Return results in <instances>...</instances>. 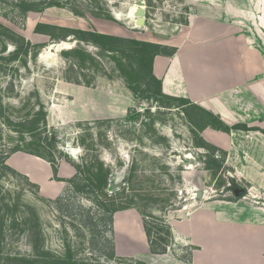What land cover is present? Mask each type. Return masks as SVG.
Listing matches in <instances>:
<instances>
[{"label":"rangeland","instance_id":"1","mask_svg":"<svg viewBox=\"0 0 264 264\" xmlns=\"http://www.w3.org/2000/svg\"><path fill=\"white\" fill-rule=\"evenodd\" d=\"M134 1L0 0V154L23 138L24 147L40 146L43 153H50L57 161L56 168L61 161L72 166V160L82 163L84 158L99 156L113 174L112 187L123 186V180L129 178L127 187H132L138 209L117 212L113 231L106 234L103 223L93 227L88 222L87 210L91 214L99 211L91 197L77 192L79 185L69 184L62 195L65 198L57 203V198L48 201L40 197L37 186L35 189L3 170L0 207L13 204L17 217L21 206L34 208L43 229L44 247L55 254H63L65 245H70L77 257L87 262L175 264L173 257L187 260L191 250L175 245L173 257L152 254L141 213L162 217L172 230L171 224L179 226L200 205L208 210L217 201L260 206L263 196L233 175L232 162L221 166L208 163L209 155L222 159L216 150L207 153L198 148L202 143L189 125H198L195 109H183L180 102L154 97L155 85L146 68L136 74L140 69L134 56L105 53L89 43L90 38L77 33L97 32L169 46L162 50L164 53L182 43L192 23L193 1L143 0L145 24L138 28L124 17ZM115 14H122V18ZM25 42L34 49H27ZM114 45L117 49L118 44ZM16 47L19 54L14 52ZM76 49L84 52L75 56L70 51ZM64 76L84 83L65 81ZM38 104L45 107L53 140L26 136L37 125L24 122V116ZM79 139L84 141L82 146ZM65 154L71 160H66ZM78 178L72 180L78 182ZM242 190L243 196L239 195ZM17 233L9 236L7 229L4 254L31 255V240Z\"/></svg>","mask_w":264,"mask_h":264},{"label":"crops","instance_id":"2","mask_svg":"<svg viewBox=\"0 0 264 264\" xmlns=\"http://www.w3.org/2000/svg\"><path fill=\"white\" fill-rule=\"evenodd\" d=\"M191 1L192 23L182 43L173 56L154 58L153 74L163 94L185 98L231 128L229 133L207 128L200 136L223 151L233 175L263 197L260 206L230 201H217L210 210L198 206L179 226L171 224L173 241L160 256L173 257L178 245L189 247L191 255L173 257L175 264H264V0ZM237 125L258 130L232 129ZM5 163L47 200L61 197L76 176L61 161L55 177L50 163L22 152Z\"/></svg>","mask_w":264,"mask_h":264},{"label":"trees","instance_id":"3","mask_svg":"<svg viewBox=\"0 0 264 264\" xmlns=\"http://www.w3.org/2000/svg\"><path fill=\"white\" fill-rule=\"evenodd\" d=\"M77 33L81 35H85L89 40H84L82 38H76V40L85 41L97 48L101 51L113 54V55H120V56H134V60L138 66L139 71H136V74H139L141 68H146V72L148 74V78L151 83L155 85L154 92L152 95L156 98H162L170 101L180 102L182 108L191 107L195 109L196 113L199 114L198 116V125L194 123H190V132L196 136L201 141L202 144L198 146V148L207 151L216 150L219 152L221 156H219L222 160H217L214 155L207 156L208 163L210 165L221 166L225 163V156L226 154L219 150L218 148L210 145L209 143L205 142L200 133L207 129L211 128L216 131H222L225 133H229L231 130L230 127L226 126L218 116L204 110L203 108L193 104L189 100L185 98H177L165 95L161 91V82L158 80L153 74V60L156 56H164V57H171L176 53L175 47H170L169 53L162 52L163 49L169 47L162 44L154 43V42H145V41H138V40H127L115 36H110L106 34H101L97 32H85L79 30ZM76 37V36H75ZM22 42V40H21ZM26 47H30L31 45L29 42H25ZM114 43L118 44L117 46ZM32 48L34 46H31ZM34 49V48H33ZM16 54H19V51L16 47L14 49ZM75 56L78 55L80 52H84L82 49L71 50ZM37 56V54H34ZM34 56V58H35ZM124 58V57H122ZM73 63V67H74ZM76 66V65H75ZM23 67L26 68L25 61H23ZM65 81H71L69 78H64ZM73 83H84L80 79L72 80ZM169 102V101H168ZM184 113V112H183ZM185 114V113H184ZM23 119L26 123H33V125H37V127L27 132L26 136H38L40 139L42 136H46L47 140L51 139V132L47 128V112L45 111V107L43 104H38V108L36 110H31L26 113ZM130 119V117H129ZM9 123V120H7ZM194 124V125H193ZM197 125V126H195ZM232 129L234 130H241V131H257L256 128H247L245 125H237L234 126ZM91 134V130H87ZM264 134V132H263ZM50 138V139H49ZM83 140L79 139L78 143L80 146L83 145ZM25 143V139L22 138L20 144H14L9 151H6L0 154V171L3 170L5 173H9L13 176L21 177L27 182L31 187L37 189V187L31 184L25 177L17 174L11 168H9L5 162L9 155L22 152L29 155L36 156L41 158L52 166L53 172L56 177L57 172V161L53 159L50 153H43L41 149L36 148H27L24 147L23 144ZM87 150V149H86ZM90 150H87L89 152ZM207 155V154H206ZM65 159L68 156L64 155ZM63 158V159H64ZM70 159V158H68ZM67 160V159H66ZM71 160V159H70ZM73 168L78 175V182L74 180H69L68 183L71 186H78L77 192L81 194H85L92 198V201L95 206L98 208L97 214H91L90 210L88 212V222L92 224L94 227L97 222H101L105 225V232L106 234L112 232V224H113V217L117 212L125 211L128 209H138V203L134 201L133 189L132 187L128 188L127 185L130 184L129 178L126 181L123 180L124 185L118 186L114 184L113 186V174L110 171V168L104 166L105 164L99 156L90 157L88 160L87 158L83 159L82 163H77L75 160L71 161ZM132 170V167L129 169V174ZM128 174V175H129ZM76 175V177H77ZM75 177V178H76ZM83 182V184H79ZM245 190L241 191V196H243ZM65 196L58 197L56 199L57 203L60 200H63ZM145 198H142V200ZM51 201V200H48ZM22 211H20V215L16 216L17 209L13 204H4L0 207V264H102L99 259L93 260L92 262H87L80 260L77 255L72 251L70 245H65V251L63 254H55L51 252L49 249L44 247V236H43V229L40 226L39 218L34 208H28L26 206H21ZM140 216L142 217V226L143 231L147 239L148 247L152 254L156 255H163L166 254L167 249L172 243V230L170 225L165 222V220L161 218H156L150 215H146L141 213ZM95 219V220H94ZM9 232V236L15 235V231H18L17 235H26L31 240V250L32 254L28 256L23 255H11V254H4L2 250V244L5 240V234L7 229ZM92 234V229H89ZM66 233V232H65ZM67 234V233H66ZM113 250V249H112ZM112 258H115L112 254H110Z\"/></svg>","mask_w":264,"mask_h":264},{"label":"bare ground","instance_id":"4","mask_svg":"<svg viewBox=\"0 0 264 264\" xmlns=\"http://www.w3.org/2000/svg\"><path fill=\"white\" fill-rule=\"evenodd\" d=\"M140 8H144V7H141V6H138L137 4H136V0L128 7V10H127V12H126V14H125V16L124 17H126V19L128 20V21H130L131 23L133 22L134 23V26H135V22H136V13L138 12V10L140 9ZM115 17L117 18V19H121L122 18V14H115ZM136 28H138V26H135ZM41 57V56H40ZM118 225H119V223H116V227L118 228Z\"/></svg>","mask_w":264,"mask_h":264},{"label":"water","instance_id":"5","mask_svg":"<svg viewBox=\"0 0 264 264\" xmlns=\"http://www.w3.org/2000/svg\"><path fill=\"white\" fill-rule=\"evenodd\" d=\"M136 4L138 6L144 7V1L143 0H136ZM145 10L144 8H140L138 10V12L135 14L136 15V22H135V26L141 27L145 24ZM198 196H200V194H198Z\"/></svg>","mask_w":264,"mask_h":264}]
</instances>
